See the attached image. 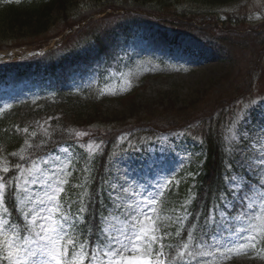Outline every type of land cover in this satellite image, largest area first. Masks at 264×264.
Segmentation results:
<instances>
[{
    "label": "rangeland",
    "instance_id": "1",
    "mask_svg": "<svg viewBox=\"0 0 264 264\" xmlns=\"http://www.w3.org/2000/svg\"><path fill=\"white\" fill-rule=\"evenodd\" d=\"M75 2L77 3L73 11H71L72 9L70 8L67 14H61L58 20L53 21V24L57 23L56 27L59 28L75 18V26L84 27L74 31L73 34L64 37L63 40L60 41L61 44L57 47V49L60 47L57 51L59 52L58 55L68 53L75 54V52H81V54L88 52V54H91L96 48L95 45L97 41H99V35H108L109 29L119 24V22L129 20L130 15L133 14H146V16L152 18V20H159L158 17L165 16L174 20H186L189 23L197 21L201 24H206V30H211L215 36L223 33L224 35L219 38L223 37L226 38L227 42H237L238 44L234 43L231 45L235 50L234 56H236V58L233 59L235 63L233 66L224 62L217 63V60L200 63V65L198 61H196L195 65H179L177 63L174 69L170 68V70H175L172 72L175 76L174 80L169 81L166 77H155L145 80L140 87V93L136 91L133 95L127 98L123 97L122 100H119L124 108L132 107L128 112L130 114L127 113L129 117H119V113L116 111L117 118H112V125L111 123L107 124L104 119H100L99 121L91 120L86 124H82L84 127L80 130L78 128L77 131L69 127L66 128V139L72 138L74 143L81 141V144L78 146L81 147L83 156L85 157L83 160L84 163L88 165L91 163L92 158L99 153V149L96 147L98 145L97 138L103 137L104 140L111 143L113 142L116 146L122 148L121 151L113 156V160L110 163L114 174L109 178L107 187L109 194H111L113 205H116L118 202L125 205L130 200L135 201L140 199L138 195L133 194L132 190L135 188H140L143 191L144 188L150 186L153 194L156 192L162 194L165 185L169 182L168 179L177 171V169L173 167L179 158V156L175 158V155L181 140L192 139L193 137L191 138L188 134H193L189 132L198 121H201L206 115H212L214 111L218 113L220 111L218 108L225 105V103L230 104L232 101L233 103L230 104V106L232 108L236 107V117L233 119L232 124L226 128L227 142L231 143V148L236 149V147L239 146L241 151H245V155H239L241 167L243 169L249 171L252 167L256 166L252 162L256 164L261 163V161L264 162V160L261 159L264 158L263 146L259 143H253L252 146L249 145L244 147V145H242L243 140L240 137L242 133H247V131H245V128L241 129L240 126L237 127V121L243 120L251 111L250 107L257 106L258 103L254 102L250 104V106L244 107L245 102L242 99L236 100V98H241V95H243L239 89L240 86L236 85L242 79V84L246 85L248 82H253L256 88L252 93L247 91L243 97L256 96V99H258L261 97L260 95L264 96V0H234L227 5H218L217 9H206L204 7V3H206L204 0H154V3L146 5L142 2L137 3L135 0H75ZM179 15H184V17L188 16V18L183 19ZM67 16L68 18L65 21L64 18ZM191 17L194 19H191ZM200 17H205L206 21L200 19ZM85 23L89 25H85ZM153 24L154 23L151 25ZM153 26L162 27V25L157 24ZM57 30L58 29H55V27L49 28V34L47 36ZM156 30L157 28H153L151 31L158 35V33L155 32ZM160 31L163 30L160 29L158 32L160 33ZM189 33L190 34L182 33V36L188 37V39L183 40L186 42L187 46H191L192 49L200 51V49H204L207 46V50L210 52L213 51L216 56L218 55L221 57L225 54H220L218 52V42H213L210 39L204 40V36H198L196 32L190 31ZM22 34V32H17L16 34L6 33L5 36L0 35V40H3V45L0 44V52H6L8 50H18L20 52H27L25 50L28 49L29 51H33V49L36 50V47H32L35 43L17 48L10 47V45L17 42H27L28 40L36 39L35 36H26ZM144 35L145 33L143 32L136 34V37L131 39V44L137 48L140 54H144L143 56H145V59L142 60L139 58L138 61L131 65L134 67H127L126 70L116 73L114 77L115 81H110L105 86L104 90L99 89L98 94H100L102 98L120 97L131 93L141 85V77H147L155 73H163L164 68L157 63L158 59L170 56L174 57V63L179 59V57H175L169 52L170 43H166L165 45L162 43L164 40L162 36L161 41H159L160 37L157 35H153L147 40L144 39ZM161 35H164V33L161 32ZM169 35L172 36V34ZM169 35H166L167 39L165 38L163 42L170 39ZM55 44L56 40L47 48L52 49L51 47ZM141 49H144V52L141 51ZM92 56L93 54L90 55V60L83 58V61H88L86 63H83L82 60L79 59H76L73 63L70 61H63L62 64L57 65L54 78H60L58 75L63 77L67 76L69 79L71 76H76L81 81V75L85 82H91L93 76L88 68L92 66V62H90L93 60ZM152 58H154L155 61H152ZM11 76L14 77L15 84H17L20 79L16 78L13 74ZM220 77L226 78L224 82H216V79ZM246 77L249 80H247ZM11 81L13 82V79ZM71 81H73V83L70 85V88L73 89L76 87L77 81H74V79H71ZM22 86L27 88L30 87L28 85ZM88 87L90 88V86ZM24 89L26 88L22 90L19 89L18 94H16V92L12 93L16 94V96L6 94L4 97L0 94V99L4 97L3 101L8 102L11 98L19 97V95L24 92L30 95L31 88ZM138 94H140L139 97L141 96L146 100V104L142 107L136 105V103L140 101L135 102ZM218 101H220V103H218ZM123 107H121L119 112H123ZM98 108L99 111L102 110V112L105 113L113 112L114 110L112 107L105 106L104 103H100ZM228 122H230V120H228ZM90 123H102L107 125H104V127L100 129H89L87 125ZM71 124H73V122L68 120V125ZM77 133H83L84 135L78 136ZM160 133H162L160 137L155 140L156 135ZM89 144H91L93 148L91 154L88 150ZM28 148H31V146ZM64 148L65 147L59 148L56 150V153L45 156L44 158H38L34 160V162H36L41 169H44L48 167V165H44L42 163L43 160L51 161L53 157H59L60 161L67 164L66 171L71 173L74 169V163L80 159V154H76V147H67V153L62 151ZM22 155L27 156L29 154L24 150ZM22 155L19 157L17 163H10L9 155L4 154L2 150H0V177L4 178L0 180V183H4L5 185L3 189L4 194L8 191L11 192L14 186L10 178L11 172L13 171L12 168L18 164H22L24 160ZM252 155L257 157L253 159ZM179 165L181 166V162H179ZM52 166L59 167L60 165ZM4 167H7L9 171L4 172L2 170ZM31 169H33V162H31L30 166L18 168L16 174L20 175V173L23 172V178L26 179L28 178V171ZM236 176L239 178L243 175L239 174ZM259 176L261 183H264V170H262ZM71 177L72 173L67 176L68 181ZM76 182V180H70L69 185L74 186ZM20 184L21 187L17 189L16 193L17 207L25 219V213L30 207H34L35 205H27V201L23 195V180H21ZM121 185L127 188L126 193L121 191ZM36 191L37 194H39V191ZM160 196L157 197V204L154 205L156 208V212L153 213L154 217H159L163 210L162 203H158ZM118 197H120V199H118ZM5 207V203L0 205V213L3 214L4 221L7 224L9 222L6 218L8 211L5 210ZM111 214L116 218L104 219L103 228H107L109 232L115 233L123 226V208L116 210L114 207ZM222 223L223 222L219 219L217 226L218 234L223 230V228L220 227ZM168 227H170V225H168L167 228ZM161 231L160 226V232ZM157 235L159 234L157 233ZM218 242V237H215V239L208 244L205 251L210 252V255L217 252L212 249L211 245ZM224 242L232 244L234 241L227 239L226 234ZM208 256H203L206 258L204 261H207V263H209ZM254 264L264 263L258 261Z\"/></svg>",
    "mask_w": 264,
    "mask_h": 264
},
{
    "label": "snow or ice",
    "instance_id": "2",
    "mask_svg": "<svg viewBox=\"0 0 264 264\" xmlns=\"http://www.w3.org/2000/svg\"><path fill=\"white\" fill-rule=\"evenodd\" d=\"M88 150L91 154V144ZM62 151L67 153L68 148ZM42 163L48 167L41 169L33 162L28 178H23V172L14 177L16 183L10 193L13 199H17V189L23 180V195L27 205L35 206L25 213L22 225L11 221L6 224L0 213V264H89V261L90 264H165L163 237L157 235L160 232L159 217L153 216L160 192L153 194L150 186L143 191L140 188L133 189V194L140 199L130 200L125 205L119 202L115 205L116 210L123 208L122 228L115 233L102 228L103 238L98 237L95 245H88L80 239L84 218L79 216L87 211V205L80 200L77 212L73 214V205L64 187L69 182L67 176L71 175L66 171L67 164L60 161L59 157H53L51 161L43 160ZM58 164L59 167L52 166ZM16 167L21 166L18 164ZM2 170L9 171L7 167ZM261 170H264V164ZM3 179L0 177V180ZM231 181L228 190L231 199L223 200V210L219 216L223 222L220 227L227 233V239L235 241V244L225 243L222 237L218 243L211 245L214 251H230L233 247L246 248L249 245L255 248L264 238V183L260 180L251 182L247 176H233ZM4 187V183H0V205L6 202ZM75 187L83 188L84 185L77 184ZM121 191L126 193L127 188L121 185ZM82 195L87 197L88 192L84 191ZM229 208L235 212L234 216L228 212ZM107 218L116 217L111 213L102 217ZM188 240L191 242L192 237ZM204 244L205 241H198L195 247L197 250L203 249ZM187 246L184 245L185 248ZM168 247L171 249L172 245ZM198 254L208 256L210 252L199 251Z\"/></svg>",
    "mask_w": 264,
    "mask_h": 264
},
{
    "label": "trees",
    "instance_id": "3",
    "mask_svg": "<svg viewBox=\"0 0 264 264\" xmlns=\"http://www.w3.org/2000/svg\"><path fill=\"white\" fill-rule=\"evenodd\" d=\"M139 2L140 0H135ZM152 0H146L145 2H150ZM206 5L217 7L220 4H228L234 0H204ZM77 2L75 0H0V35L5 36L8 34H16L17 32H22V35L35 36L37 39L40 34L48 32L49 28L55 26L53 21L58 20L61 14H67L70 8L73 11ZM68 18L65 17L64 20ZM132 20L131 22H133ZM57 26V25H56ZM132 26V25H131ZM129 27L118 26L117 29H112L108 32V35H99V41H97V52L98 54H103L106 51L112 52V57L97 58L100 62L97 64L99 66L98 78L100 83L108 81H114V75H110L113 70L121 71L123 67L126 66V61L120 57L119 49L117 47L118 41H123L122 44L126 46L128 43ZM108 52V53H109ZM133 61V60H132ZM131 61V62H132ZM247 78V77H246ZM225 77H220L216 79V82H224ZM250 85V84H249ZM81 94L65 93V95L57 94L60 98H54L51 102H43L42 105L31 106V108H18L17 110H12L8 115L4 116L0 120V146L4 145L7 149H12L14 146L20 147L22 144H27V138L21 133V130L30 128V121L33 119L36 122H42L45 117L51 119V123L47 126L51 128V134L48 136H36L33 139V144H36L37 148L41 151L40 146L53 141L52 144H47L51 148L56 145L55 141L57 138L64 135V128L66 129V118L73 122V125L86 124L91 120L104 119L107 124H109L113 119L117 118L118 111L119 117H129L127 113L132 107H126L123 112H119L123 105L120 107L111 105L114 108L113 112H102L98 108V100H93L90 95H85L84 92ZM140 99V98H137ZM206 100V99H205ZM101 101V100H100ZM99 101V102H100ZM145 101V100H144ZM143 102V101H141ZM104 103V102H100ZM105 104V103H104ZM41 105V106H40ZM138 105V104H136ZM106 106V105H105ZM142 106V105H139ZM108 111V110H104ZM130 114V113H128ZM99 117V118H98ZM27 121L28 123H24ZM33 122V123H36ZM37 124V123H36ZM218 121L200 124L198 133L202 135L201 144L204 146L205 154L197 158V163L188 169V172H192V176L188 179L189 173H184L182 175L181 181L177 189L171 190L170 195L178 192L183 193L187 189L190 183L195 182V187L193 188L194 194L201 197L202 200L207 204L213 202L214 197L212 195L214 190L218 191L223 186L224 180L222 176L225 173V167L223 164L227 155L224 153V143L221 132L218 130ZM56 126L57 129H54ZM34 130V129H33ZM58 130V131H57ZM39 133H41L39 131ZM45 139V140H44ZM189 148V146H187ZM105 151L102 153L104 154ZM104 170L99 171L98 167H91L93 170L89 175L84 187L93 186V190L97 194V206H99V213L105 210L104 206L108 203L107 195L105 194V181L109 178V173L107 166L110 162L109 157H105ZM197 177V178H196ZM80 190L76 191L78 196ZM217 191V192H218ZM175 197H177V194ZM189 195V193H188ZM205 205V207H206ZM88 216V213H85Z\"/></svg>",
    "mask_w": 264,
    "mask_h": 264
}]
</instances>
